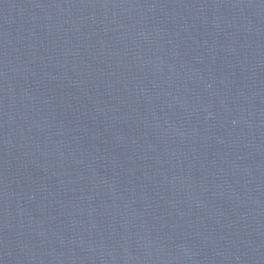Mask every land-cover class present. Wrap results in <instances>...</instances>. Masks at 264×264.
Returning <instances> with one entry per match:
<instances>
[{"label": "water", "instance_id": "95a60500", "mask_svg": "<svg viewBox=\"0 0 264 264\" xmlns=\"http://www.w3.org/2000/svg\"><path fill=\"white\" fill-rule=\"evenodd\" d=\"M0 264H264V0H0Z\"/></svg>", "mask_w": 264, "mask_h": 264}]
</instances>
